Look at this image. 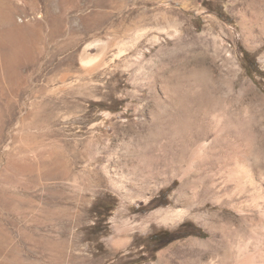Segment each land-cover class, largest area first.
Here are the masks:
<instances>
[{
  "label": "rangeland",
  "instance_id": "rangeland-1",
  "mask_svg": "<svg viewBox=\"0 0 264 264\" xmlns=\"http://www.w3.org/2000/svg\"><path fill=\"white\" fill-rule=\"evenodd\" d=\"M188 88L218 100L206 146L217 118L247 119L250 136L200 176L220 192L189 183L184 204L196 163L149 178L134 167L164 152L170 129L154 114ZM246 169L255 183L243 177L233 207L225 187ZM156 210L183 216L146 221ZM233 214L264 222V0H0V264H180L178 249Z\"/></svg>",
  "mask_w": 264,
  "mask_h": 264
},
{
  "label": "bare ground",
  "instance_id": "bare-ground-1",
  "mask_svg": "<svg viewBox=\"0 0 264 264\" xmlns=\"http://www.w3.org/2000/svg\"><path fill=\"white\" fill-rule=\"evenodd\" d=\"M19 1L23 2V0ZM3 2L5 6L9 7V5H11L7 1ZM92 60V57H87L83 59V63L88 64L92 62ZM181 79L182 77L176 72V75L172 76L170 81L174 87L176 86L177 88ZM191 86H193V84H191ZM192 90L188 88L183 92H179L177 89L175 93L168 98V104H165V110L156 111L153 122L155 124H165L170 129L169 134L171 135V138L169 141L160 145L161 147H164L163 153H143L140 161L137 162L134 167V169L142 173L143 176L149 178L150 176H155L164 170L171 172V175L174 172L186 174V172L189 171L188 169L196 163L197 169L193 175L198 178L196 177L190 181L184 179L176 194V201L184 204L191 203V198L188 195L189 193L187 190L189 183H191L194 188L201 187V189H198H200L199 191L202 193L207 190L220 192V187H216L217 185L215 184V181L211 180L212 182L210 183V180H207L209 182L203 180L205 178V168H220L224 163L227 164L229 161L233 162L234 159L236 160V158L233 155H230L228 151L230 150L232 152L234 150L236 147L234 145L235 142L240 143L249 139L250 136V127L247 119L227 116V118H223V123H220L222 120L217 118L214 126L216 131L215 136L213 137V144L206 146L205 140L213 134V132H211L213 125H211V121H208V118H210V114H213L217 110L218 100H213V98H215L213 97L214 95H208L207 92L197 93ZM199 91L200 90H198V92ZM209 102L212 103L210 104L212 105L210 110L203 109V106ZM219 128L222 132L220 135L217 134ZM155 136L158 137V135ZM232 139L234 141H232ZM171 150L173 152V157L170 159L167 152ZM237 166L238 169L244 168L243 164H238ZM201 170L203 171L201 172ZM251 172L250 169H246L242 173V178L232 177V186L225 187V190H230V192H232L230 195V201L233 207L241 202L239 196H243L244 193L249 192V189H246L244 186L243 177L247 181H251L252 184L255 183L253 182L255 181V177H253ZM162 174L160 173V175ZM200 176H203L202 180L206 182L204 184L202 183V186L200 185L202 181L199 180ZM255 185H257V183ZM253 192L255 193V187ZM182 216L183 215H181L180 212L176 213L169 210H156L148 215L146 221H155L167 225H173L179 221ZM255 217L258 218V221L256 222L251 221L247 215H234L225 218V224H222V226H218L220 224L217 222V225L211 231V238L209 240L200 242L193 241L191 242L193 245H191L186 252L184 249H178L176 251L178 252L176 257L180 258L179 263L207 264L205 259L210 253H217L220 250H223L220 255V261L223 264H231L232 262L233 264H258L256 260L251 257V250H249V248L251 246L252 250L254 249L253 251H255L262 247L261 245L263 244H261L262 241L259 235L261 232L260 228H263L262 226L264 225V222L261 217L257 216V214ZM217 219L215 218V220ZM215 228H218V233L223 239L222 242L217 239L218 233ZM250 238H254V242H251L252 245L249 242ZM1 249L3 250V248ZM160 264H173V262L171 259L164 258Z\"/></svg>",
  "mask_w": 264,
  "mask_h": 264
},
{
  "label": "trees",
  "instance_id": "trees-1",
  "mask_svg": "<svg viewBox=\"0 0 264 264\" xmlns=\"http://www.w3.org/2000/svg\"><path fill=\"white\" fill-rule=\"evenodd\" d=\"M245 56H246V58L248 57V56H247V53L245 54ZM163 233L165 234V233H168V232H163ZM157 235H158V234L154 233V234L152 235V237L155 238V237H157Z\"/></svg>",
  "mask_w": 264,
  "mask_h": 264
}]
</instances>
